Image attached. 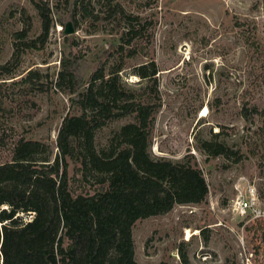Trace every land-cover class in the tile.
Instances as JSON below:
<instances>
[{"label":"rangeland","instance_id":"374dc122","mask_svg":"<svg viewBox=\"0 0 264 264\" xmlns=\"http://www.w3.org/2000/svg\"><path fill=\"white\" fill-rule=\"evenodd\" d=\"M44 1L54 9L48 41L25 50L13 74L0 77V163L13 159L22 137L44 143L52 159L59 153L63 120L80 114L65 86L56 85L62 58L77 61L82 84L99 61L108 58L110 71L122 62L123 85L150 91L158 105L152 157L197 166L209 186L200 204L176 205L138 221L135 260L183 264L185 257L188 264H264V0ZM80 4L91 16L82 13ZM116 5L139 20L133 25L137 34L122 52L118 48L128 26L107 18ZM23 30L27 38L15 39ZM41 32L31 0H0V66L12 68L15 45ZM130 48L136 50L132 58L127 57ZM151 62L158 68L156 91L135 74L136 67ZM29 71L41 73V79L24 82ZM133 122L132 114L109 120L96 132V150L108 149L121 127ZM215 133L237 155L208 157L201 145ZM81 160H69V189L74 196L93 195L104 176L84 169ZM239 196L253 199V207L242 214L235 208ZM21 215L26 220L33 216Z\"/></svg>","mask_w":264,"mask_h":264},{"label":"trees","instance_id":"16d2710c","mask_svg":"<svg viewBox=\"0 0 264 264\" xmlns=\"http://www.w3.org/2000/svg\"><path fill=\"white\" fill-rule=\"evenodd\" d=\"M31 2L41 19V35L15 45L13 60L17 62L12 68L1 65L0 77L13 74L25 50L42 48L48 41L54 26L53 6L44 0ZM80 6L82 13L91 16L85 5ZM107 16L128 26L121 37L126 41L118 48L122 52L137 34L133 25L138 17L128 15L120 5ZM27 35L23 30L15 39L25 40ZM135 55L136 50L130 48L127 57ZM108 62V58L99 61L90 80L82 84L77 61L62 58L56 85L65 86L71 106L80 114L67 115L63 120L57 137L59 153L52 159L44 143L22 137L14 146L13 159L0 163L2 264H139L133 239L138 221L168 213L176 205L200 204L207 198L209 186L197 166L152 157L157 102L150 91L134 92L123 85L120 73L124 63L110 71ZM135 74L152 82L151 88L157 90L154 62L136 67ZM40 79L41 73L29 71L23 81ZM253 110L259 114L256 107ZM131 114L135 122L122 126L109 148L98 152L96 132L109 120ZM219 137L220 133H215L203 141L202 151L210 158L237 155L217 141ZM69 160H81L84 169L104 176L93 195L74 196L69 189ZM21 214L33 216L26 220ZM183 264H188L185 257Z\"/></svg>","mask_w":264,"mask_h":264},{"label":"built area","instance_id":"2783aa9c","mask_svg":"<svg viewBox=\"0 0 264 264\" xmlns=\"http://www.w3.org/2000/svg\"><path fill=\"white\" fill-rule=\"evenodd\" d=\"M253 207V199L239 196L235 201V208H237L241 214L245 213L248 209Z\"/></svg>","mask_w":264,"mask_h":264},{"label":"bare ground","instance_id":"6f19581e","mask_svg":"<svg viewBox=\"0 0 264 264\" xmlns=\"http://www.w3.org/2000/svg\"><path fill=\"white\" fill-rule=\"evenodd\" d=\"M190 235V233H188V236Z\"/></svg>","mask_w":264,"mask_h":264}]
</instances>
